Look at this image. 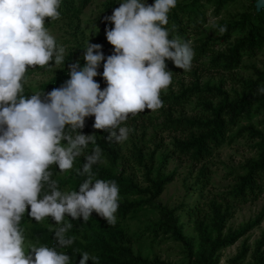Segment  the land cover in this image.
Returning <instances> with one entry per match:
<instances>
[{
    "label": "clouds",
    "instance_id": "1",
    "mask_svg": "<svg viewBox=\"0 0 264 264\" xmlns=\"http://www.w3.org/2000/svg\"><path fill=\"white\" fill-rule=\"evenodd\" d=\"M62 3L0 0V264H73L67 252L58 251L76 239L69 235L72 224L66 217L88 221L94 211L109 226L117 224L120 188L114 180L96 179L93 172V165L105 162L100 147L92 148L75 170L85 177L78 191L60 190L52 166L61 173L73 170L76 158L96 144L93 134L78 131L89 116L109 141H127L131 129L122 125L129 114L163 106L161 91L173 81L166 60L185 72L193 67V42L172 37L167 27L177 0H153L150 5L146 0H119L106 18L113 25L106 28L113 54L105 57L100 44L87 42L85 63L69 65L70 78L63 86L26 96L29 68L64 66L67 49L45 27L46 17L60 18ZM102 60L101 74L97 69ZM97 75L106 81L102 90L93 80ZM257 92L264 94V85ZM26 212L36 223L53 218L56 227L49 231L54 245L28 240L21 227ZM77 253L78 264H99V257Z\"/></svg>",
    "mask_w": 264,
    "mask_h": 264
},
{
    "label": "trees",
    "instance_id": "2",
    "mask_svg": "<svg viewBox=\"0 0 264 264\" xmlns=\"http://www.w3.org/2000/svg\"><path fill=\"white\" fill-rule=\"evenodd\" d=\"M234 0H191L186 4H177L169 12V23L167 25L170 35L182 40H191L195 52L193 66L203 67L205 70H224L233 71L237 69L244 56H255L264 47V8L256 11L253 3L251 11L240 16V19L233 22L222 23L220 27L226 30L219 39H204L200 37L201 30L207 23L206 6L214 7L215 14H219L230 2ZM92 2V0H63L61 16L58 20L45 18V27H50L53 23L68 18H77L78 15ZM105 12L112 14V10L118 7L114 2H107ZM111 27L104 25V29ZM234 33H238V38L233 44H229ZM227 44L228 48L224 52H215V43ZM98 44L102 47L100 51L105 57L113 54V47L110 42L99 39ZM81 51H84L81 48ZM95 51V50H94ZM209 59L205 64L204 60ZM79 62L80 66L85 63L84 59L73 61L66 58L64 66L48 82L40 85L36 92L44 91V94L54 88L64 85L69 79V65ZM103 63L97 69L98 73L103 72ZM167 69L173 72V77L183 69L175 66L171 60H166ZM256 79L245 84L246 92L237 98L231 99L230 95L221 87L204 84L201 86L199 81L190 87L182 89L178 94H169L160 97L165 106L169 108L182 105L191 97H219L217 104L212 102L206 104L207 114L200 118H176L167 116L164 127L169 131L188 130L185 138H176L173 142V150L179 157L188 158L194 166L202 165L194 185L198 191L203 190L209 185L207 182V169L203 166L213 155L214 150L219 149L225 144H232L238 138L247 137L257 140L255 145L256 155L249 158L241 167V174L235 178V183L230 190L220 194L219 200L213 199L209 202V214H203L199 203L189 205L181 204L176 208L157 204L156 200L162 195L165 188L171 184L176 172L164 174L160 168L155 169L153 163L154 154L150 157V164L144 161L141 149L135 150V159L142 166L144 171V181L146 186H140L129 176L117 171L119 154L114 145L106 139L107 132L101 131L95 134L96 144H89L92 148L98 146L102 150L103 160L106 164L93 165V172L96 179L114 180L120 188L119 208L116 213L117 224L109 226L106 219L96 214L94 211L88 221H83L82 217L71 220L66 217V221L72 224L69 235L74 236L75 242L70 248L58 249L67 252L73 260V264H78L80 254L77 252H88L93 256L99 257V264H170L154 258L149 260L140 256H135L131 243L145 237L157 241L159 238H168L184 245L187 249L190 262L187 264H219L220 251L235 245L240 239L248 235L258 227L264 219V209L252 220L240 225L237 229H228L226 232L227 221L232 217L234 205H244L256 202L264 197V129L256 128L253 124L240 125L244 122H251L257 116L264 117V94H258V86L264 85V69L255 70ZM98 82L101 90L106 87V81L102 75L93 77ZM26 96H30L25 91ZM204 96V97H202ZM43 98V96H42ZM150 109L145 108L142 113ZM141 114V113H140ZM129 116H132L129 114ZM94 116L85 118V125L78 131L89 129L90 124H94ZM80 160H75L74 166L78 167ZM82 166V165H81ZM52 179L57 181L60 190L64 191L66 182L61 178L58 166H52ZM85 179L83 176L76 175L70 185L71 189L78 191V185ZM132 198V200L130 199ZM152 207L158 213V220L144 227L138 235L128 233L129 220L132 215ZM30 207V206H29ZM185 212L192 230L196 235L197 242L194 243L184 234V224L181 222V214ZM54 221L52 217L46 218ZM55 222V221H54ZM31 224L29 228L28 225ZM21 227L25 231L28 240L52 246L55 244L53 233L49 228L36 223L25 213L21 221ZM195 246L197 248L195 249ZM248 260V261H247ZM228 264H264V236L256 242L251 249L246 244H242L235 256L228 259ZM92 264V261H87Z\"/></svg>",
    "mask_w": 264,
    "mask_h": 264
},
{
    "label": "rangeland",
    "instance_id": "3",
    "mask_svg": "<svg viewBox=\"0 0 264 264\" xmlns=\"http://www.w3.org/2000/svg\"><path fill=\"white\" fill-rule=\"evenodd\" d=\"M191 0H177V4H186ZM107 2H114L119 6V0H92V2L78 15L77 18L62 19L53 23L48 27L50 34L55 36L57 42L66 47V58L73 61L83 58L84 51L81 48L87 47V42L98 43L99 39H106V30L104 25L112 27V23L106 18L111 14L105 12L104 5ZM256 0H234L230 2L219 14H215L214 7L206 6L207 23L201 30L200 37L206 39L222 38L219 31L222 23L233 22L240 19V16L249 12L253 8ZM147 4H152L153 0H146ZM215 24V27H213ZM238 33H234L230 43L233 44L238 38ZM228 48L227 44L215 43V52H224ZM209 59H205L207 64ZM53 61H49L52 65ZM63 65L38 66L29 68L26 75L25 91L33 94L38 87L57 75ZM264 69V47L255 56H244L240 66L233 71L224 70H205L203 67L193 66L191 71H181L173 77L172 84L166 90H162L160 97L169 94H178L182 87H190L196 81L202 85L221 87L226 91L231 99L237 98L246 92L245 84L256 79L255 70ZM204 97V96H202ZM219 97H191L190 100L180 106L169 108L165 106L164 110H149L146 113L129 116L128 120L122 126L131 129L128 140L123 143H115L111 141L119 154L117 171L129 176L135 183L140 186H146L144 181L145 175L136 159L135 150L141 149L144 155V161L150 164V157L154 154L153 163L155 169L160 168L164 174L175 171L176 177L169 184L162 195L156 200L157 204L167 206L169 208L179 207L181 204L189 205L199 203L203 214H209L208 204L213 199L219 200L220 194L230 190L235 183L237 175L241 174V167L245 161L256 155L257 140H251L247 137L238 138L232 144H225L217 150H214L212 157L203 165L207 169V182L209 185L203 190L198 191V187L194 185L197 174L202 165L194 166L186 157H179L173 150V142L176 138H185L189 131H169L164 127L167 116L171 115L173 119L188 118L196 119L207 114L206 104L212 102L214 105L219 102ZM253 124L256 128L264 129V117L257 116L251 122H242L240 125L246 126ZM103 130L95 129L93 124L89 125L88 130H81L85 135L95 134ZM106 132V131H104ZM92 149L88 146L84 154L77 157L80 160L78 167L61 173V178L66 182L64 191H73L70 183L76 178V169L81 168L84 163V156ZM101 164H106V161ZM132 200V198H130ZM264 209V197L256 202H250L244 205H234L232 208V217L226 224L225 232L228 229H237L240 225L252 220L258 213ZM181 214L180 220L184 224V234L194 243L197 242L196 235L192 230V226L188 221L185 212ZM158 213L152 207H145L144 210L132 215L129 220L128 233L138 235L148 224L158 220ZM46 228L56 227L55 222L45 219L40 222ZM31 227V224L28 225ZM134 235V236H135ZM145 237L135 240L131 243L135 256L152 260L158 258L161 261L170 264H187L190 262V256L183 244L168 238H159L152 241L151 238ZM264 236V219L262 223L252 230L248 235L240 239L235 245L220 251L219 264H228V259L236 255L242 244H246L251 249L255 247L256 242ZM30 241V240H29ZM35 243L33 241H30ZM197 246H195V249ZM248 261V260H247Z\"/></svg>",
    "mask_w": 264,
    "mask_h": 264
},
{
    "label": "water",
    "instance_id": "4",
    "mask_svg": "<svg viewBox=\"0 0 264 264\" xmlns=\"http://www.w3.org/2000/svg\"><path fill=\"white\" fill-rule=\"evenodd\" d=\"M254 5L256 8V11L259 12L260 10H262L264 8V0H256Z\"/></svg>",
    "mask_w": 264,
    "mask_h": 264
}]
</instances>
